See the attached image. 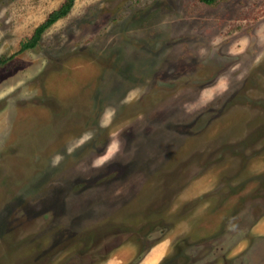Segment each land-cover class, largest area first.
Returning <instances> with one entry per match:
<instances>
[{
	"label": "rangeland",
	"instance_id": "374dc122",
	"mask_svg": "<svg viewBox=\"0 0 264 264\" xmlns=\"http://www.w3.org/2000/svg\"><path fill=\"white\" fill-rule=\"evenodd\" d=\"M64 1L0 0V264H264V0H75L19 51Z\"/></svg>",
	"mask_w": 264,
	"mask_h": 264
},
{
	"label": "crops",
	"instance_id": "0c3cea01",
	"mask_svg": "<svg viewBox=\"0 0 264 264\" xmlns=\"http://www.w3.org/2000/svg\"><path fill=\"white\" fill-rule=\"evenodd\" d=\"M259 225H261V222L257 223L253 229H258L257 227ZM172 239L173 238L170 237L169 233L158 238V240H156L146 251H144V253H142V256L135 264H161L165 258L169 257ZM109 254L108 259L104 258L103 260L93 264H132V260H134L132 259L134 253L131 248L127 249L120 246L117 247L115 251L112 250Z\"/></svg>",
	"mask_w": 264,
	"mask_h": 264
},
{
	"label": "trees",
	"instance_id": "16d2710c",
	"mask_svg": "<svg viewBox=\"0 0 264 264\" xmlns=\"http://www.w3.org/2000/svg\"><path fill=\"white\" fill-rule=\"evenodd\" d=\"M74 1L75 0H65L59 8L51 11L46 17V19L35 28L33 35L30 38H28L26 41L21 42L19 51H24L26 49L34 48L38 44L42 33L54 22L66 16L70 12ZM202 1L206 3L211 2V0H202ZM5 61L6 59H0V64L4 63ZM140 256L141 255H138L136 259H138ZM167 260L163 261L161 264H165Z\"/></svg>",
	"mask_w": 264,
	"mask_h": 264
}]
</instances>
